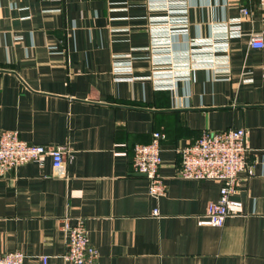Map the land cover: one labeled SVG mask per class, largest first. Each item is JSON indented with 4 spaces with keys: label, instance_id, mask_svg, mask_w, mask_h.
Listing matches in <instances>:
<instances>
[{
    "label": "crops",
    "instance_id": "obj_1",
    "mask_svg": "<svg viewBox=\"0 0 264 264\" xmlns=\"http://www.w3.org/2000/svg\"><path fill=\"white\" fill-rule=\"evenodd\" d=\"M248 10V15L243 10ZM264 0H0V137L63 147L0 178V253L72 264L62 219L83 218L99 264H264ZM245 129L254 176L222 228L200 226L218 181L179 177V150ZM162 141L165 197L135 173ZM159 209V216L154 210Z\"/></svg>",
    "mask_w": 264,
    "mask_h": 264
},
{
    "label": "built area",
    "instance_id": "obj_2",
    "mask_svg": "<svg viewBox=\"0 0 264 264\" xmlns=\"http://www.w3.org/2000/svg\"><path fill=\"white\" fill-rule=\"evenodd\" d=\"M241 1V0H229ZM248 15V10H243ZM251 46L262 49V39L253 37ZM165 135L153 134L147 145H137L132 162L135 173L149 180V194L157 201L165 197L168 186L160 173L162 166V141ZM181 166L179 177L185 180L218 181L222 184L219 199L207 206L205 215L198 221L200 226L222 228L227 219L243 208L235 196L243 175L254 176V168L248 161L249 148L245 129H229L222 132H205L192 145L179 150ZM60 178L67 175L68 152L63 147L31 145L23 141L16 131H5L0 137V178L28 163L42 165L46 158ZM159 209L154 215L159 216ZM62 231L66 235L67 252L63 260L72 264H99V252L90 242L85 219H62ZM29 257L21 252L1 254L0 264H27ZM42 264L50 257L41 256Z\"/></svg>",
    "mask_w": 264,
    "mask_h": 264
}]
</instances>
